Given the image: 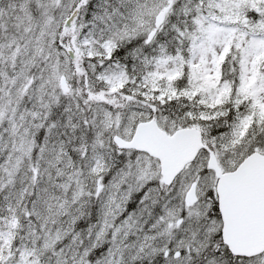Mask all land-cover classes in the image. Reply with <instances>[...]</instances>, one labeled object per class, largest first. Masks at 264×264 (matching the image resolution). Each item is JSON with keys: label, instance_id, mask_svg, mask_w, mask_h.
Wrapping results in <instances>:
<instances>
[{"label": "snow or ice", "instance_id": "snow-or-ice-1", "mask_svg": "<svg viewBox=\"0 0 264 264\" xmlns=\"http://www.w3.org/2000/svg\"><path fill=\"white\" fill-rule=\"evenodd\" d=\"M0 264H264V0H0Z\"/></svg>", "mask_w": 264, "mask_h": 264}]
</instances>
